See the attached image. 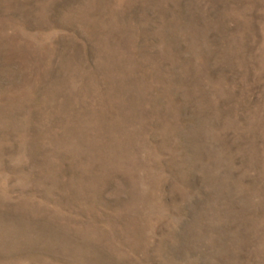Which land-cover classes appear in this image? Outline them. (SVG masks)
Listing matches in <instances>:
<instances>
[{
    "label": "rangeland",
    "instance_id": "rangeland-1",
    "mask_svg": "<svg viewBox=\"0 0 264 264\" xmlns=\"http://www.w3.org/2000/svg\"><path fill=\"white\" fill-rule=\"evenodd\" d=\"M0 264H264V0H0Z\"/></svg>",
    "mask_w": 264,
    "mask_h": 264
}]
</instances>
